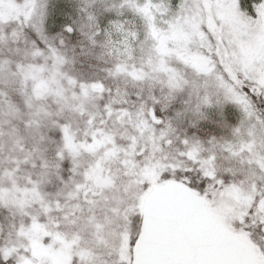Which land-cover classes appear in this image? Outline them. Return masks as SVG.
Returning <instances> with one entry per match:
<instances>
[{
  "label": "snow or ice",
  "instance_id": "snow-or-ice-1",
  "mask_svg": "<svg viewBox=\"0 0 264 264\" xmlns=\"http://www.w3.org/2000/svg\"><path fill=\"white\" fill-rule=\"evenodd\" d=\"M0 264H264V0H0Z\"/></svg>",
  "mask_w": 264,
  "mask_h": 264
}]
</instances>
